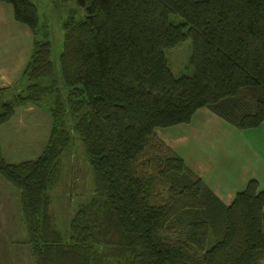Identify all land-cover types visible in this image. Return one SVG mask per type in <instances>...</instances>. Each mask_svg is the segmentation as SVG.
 <instances>
[{
    "label": "trees",
    "instance_id": "1",
    "mask_svg": "<svg viewBox=\"0 0 264 264\" xmlns=\"http://www.w3.org/2000/svg\"><path fill=\"white\" fill-rule=\"evenodd\" d=\"M1 1L34 40L22 88L0 86V125L19 106L51 117L36 159L8 162L0 145L35 264H264L258 182L225 205L156 131L203 107L242 130L264 122V0H64L86 14L64 23L60 75L36 4ZM187 39L192 71L175 76L166 50ZM61 183L88 190L65 231L53 207Z\"/></svg>",
    "mask_w": 264,
    "mask_h": 264
},
{
    "label": "rangeland",
    "instance_id": "2",
    "mask_svg": "<svg viewBox=\"0 0 264 264\" xmlns=\"http://www.w3.org/2000/svg\"><path fill=\"white\" fill-rule=\"evenodd\" d=\"M32 1L38 8V36L42 40L51 41V59L60 75V55L63 49L65 35L64 23L71 16H74L76 20L83 19L86 14L85 9L77 1ZM2 3L7 6L6 9H4V17H8V11L10 10V20L13 22V6L6 2ZM0 11L2 10L0 9ZM173 17L177 21L182 20L181 17L176 15ZM14 22H16L14 26L7 25V22H0V62H4L3 58L7 56L5 54L8 52L11 54L10 59L13 55L19 54L21 49L24 50V54L27 53L29 50V43L32 38H34L32 30L27 25L18 21ZM191 52V39L181 42L177 47L166 50L169 66L175 76L191 73L192 68L189 61ZM15 88L21 89L22 83L20 82ZM29 106L30 105L19 106L11 119L7 123L0 125V142L3 146H1L3 148L2 154L8 162L18 163L25 160L36 159L46 146L51 126L49 112L44 108L36 106L45 112L39 115L37 109L33 110L29 108ZM37 114L38 118L36 117ZM156 130L159 136H161V133L171 130V127H159ZM78 145L80 144L74 135V153H78L76 150ZM79 164L80 170L87 174L82 160H80ZM70 174H72V172H70ZM74 176L70 177L71 181L74 179ZM89 177L92 179V175L89 174ZM80 178L83 177L80 176ZM90 179H85V188L90 184ZM4 182L6 181L0 176V264H35L32 250L28 244L26 224L22 217L20 194L17 189L12 187L9 183L6 186ZM70 187L71 184L66 185L61 183L58 189L53 190V207L55 210L56 207H59V211L56 210V214L58 215L60 213L59 220L61 224H59V227L63 231L67 228V220L71 218L76 210L78 205V203L76 205L77 198L79 201H83L88 194V190L84 191L81 189L77 192L75 189H70ZM73 193H75L74 197ZM61 197L62 199L60 200ZM178 228V235L184 234L183 231L185 228L183 221L179 223Z\"/></svg>",
    "mask_w": 264,
    "mask_h": 264
},
{
    "label": "crops",
    "instance_id": "3",
    "mask_svg": "<svg viewBox=\"0 0 264 264\" xmlns=\"http://www.w3.org/2000/svg\"><path fill=\"white\" fill-rule=\"evenodd\" d=\"M2 2L0 0V22L16 25L14 14L13 22L10 20V10L8 17H4L7 6ZM33 40L27 53L21 49L11 59L9 52L5 54L4 62H0L1 87L15 88L20 83ZM29 108L37 109L39 115L45 113L33 105ZM160 135L223 204L230 205L251 180L258 182L259 191L264 190V122L256 128L242 130L203 107L196 111L190 123L171 126V130Z\"/></svg>",
    "mask_w": 264,
    "mask_h": 264
}]
</instances>
